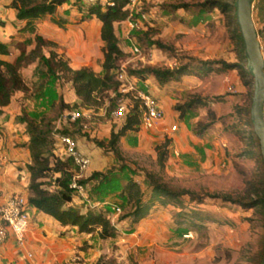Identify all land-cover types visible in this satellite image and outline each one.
<instances>
[{
    "label": "rangeland",
    "instance_id": "1",
    "mask_svg": "<svg viewBox=\"0 0 264 264\" xmlns=\"http://www.w3.org/2000/svg\"><path fill=\"white\" fill-rule=\"evenodd\" d=\"M96 1L103 8L107 5L106 0H66L52 18L46 16L42 19L45 21L34 23L33 32H19L5 26L12 19L15 27H21L23 22L16 19L10 0H0V39H6L9 47V54L0 58L14 62L21 51L27 54L33 48L34 36L40 35L54 43L41 48L45 56L53 51L71 69L87 67L102 74L103 43L98 22L86 12L87 6ZM205 1L210 0H128V17L115 24L118 44L124 52L118 71L123 69L139 78L138 73L147 68H175L191 61L188 74L163 87L151 75L141 78L147 85L138 87L156 99L163 120L153 129L126 132L118 145L120 158L90 141L106 142L109 133L124 124V118L111 116L115 108L110 99L112 93H102L97 107L76 122L71 121V112L85 108L76 106L79 100L67 76L61 72L48 74L41 61L20 69L26 90L16 93L18 119L24 116L38 121L43 117L51 123L54 139L65 131L75 141H82L91 153L86 155L89 167L82 172L75 168L73 172L79 175L76 179L87 181L84 198L98 201L99 210L109 217L115 229L107 239H100L95 233L79 237L77 246L80 243L83 254L76 256V264H255L257 252L264 248L260 210L237 202L246 198L248 182L259 170L255 155L258 149L249 134L253 130L250 109L254 84L242 77L238 68L227 69L222 64L247 69L246 59L241 58L233 40V1L225 0V11L217 9L212 13L200 6ZM181 4L188 7L173 8ZM252 16L257 27L259 21ZM155 41L166 48H158ZM131 43L139 48L138 54L129 52ZM261 46L264 57L263 42ZM208 61L216 63L207 72H198L199 67L202 69L199 63ZM190 95H200L208 103L180 118L174 107ZM205 125L207 129L198 135ZM171 126L176 130L171 131ZM0 139L6 142L1 126ZM167 140V159L160 170L155 147ZM94 172L100 176L89 180ZM147 173L173 188L193 192L197 200L190 202L183 196L182 206L154 201L149 213L139 221L125 219L131 205L122 187L128 179L136 181L147 201ZM43 181L54 189L51 173ZM75 195L72 206L82 209L84 199ZM225 198L233 202H226ZM116 207L119 211L114 210ZM183 211L199 213L207 219L196 226L186 225L179 214Z\"/></svg>",
    "mask_w": 264,
    "mask_h": 264
},
{
    "label": "trees",
    "instance_id": "2",
    "mask_svg": "<svg viewBox=\"0 0 264 264\" xmlns=\"http://www.w3.org/2000/svg\"><path fill=\"white\" fill-rule=\"evenodd\" d=\"M65 1L66 0H12L11 7L16 12V19L23 22L21 30L25 31L28 29L33 32L34 23L41 21L46 16L52 18L56 9ZM232 1V7L235 11V0ZM127 5L128 0H112V5L107 4L104 8L98 1L87 6V14L89 16H94L100 22L99 37L103 43L101 50L102 74L95 73L87 67L71 69L67 63L53 51L49 56H45L41 48L43 46H52L54 43L46 41L40 35L34 36L35 43L33 48L27 54L21 51L14 62H8L0 58V109L10 103L16 92H23L26 90L25 83L21 78L20 69L36 61L43 62L46 72L50 75H56L58 72H61L67 76L68 81L72 85L73 92L79 100L76 106L84 107L85 109L97 107L103 99L101 95L104 92L113 94V97L110 98L111 100L113 99V106L116 99L119 97V82L116 79V72L118 71L121 59L124 57V52L118 44L114 24L122 22L128 17L129 10L126 7ZM200 6L207 7V12L212 13L217 9L225 11L228 4L225 0H210L201 3ZM187 7L188 5L185 4L173 6L174 9ZM263 11L264 0H255L253 9L254 17H258L259 19ZM232 18L233 40L239 48L241 58L245 60L242 35L236 21L235 13L232 14ZM52 21L56 24L58 23L55 19H52ZM256 28L258 30V36L263 42L264 27ZM154 44L160 49L166 48L158 41H155ZM8 54V44L0 41V56H7ZM214 63L216 62H200L199 64L200 66L202 65V69L199 67L197 71L203 70L207 72L210 70V66H214ZM222 64L223 67L227 69L238 68V72L241 73V76L248 77L249 82L252 83L253 78L244 66L237 64ZM190 68L191 61L175 68H147L144 71H140L138 76L141 79L145 75H151L156 83L163 87L168 82L178 80L181 76L188 74ZM206 103H208V99H204L200 95H190L182 104L174 108L178 111L179 117L183 118L188 112ZM123 118L124 124L117 131L112 130L106 142L96 139L90 140L96 147L102 150H109L117 158L121 156L118 147L120 138L128 131L140 129L138 127L139 114L137 112L136 103L130 109V112ZM79 119L81 118H77L74 121L76 122ZM18 120L25 124V133L28 137L27 149L30 163L26 165V171L28 173L27 206L30 205L40 212L51 216L62 226L76 227L79 233L89 234L96 232L100 239L111 238L115 229L109 217H107L103 211L99 210L100 206L93 207L89 205L86 200L82 201L84 205L82 209H77L72 206L75 190L70 187V184L74 180L75 174L73 171L77 167L71 157L59 151L60 144L58 137L54 139L51 136V123L43 117L38 121L24 116ZM249 124L252 126L251 123ZM199 125L200 123H197L196 127H199ZM206 129L207 125L203 126V129L199 130L198 135H201ZM61 134L71 136L69 133H65V131H61L59 135ZM249 134L253 146H256L258 149L255 155L257 156L259 170L254 175L252 181L248 182L246 198L237 202L245 207H257L262 214V226L264 228V161L261 158L259 141L254 130H250ZM71 137L74 139L73 136ZM169 144L170 141L167 140L155 147L157 164L160 170L164 168ZM61 156L65 157L63 158ZM50 173L53 177V190L46 187L43 181ZM96 176H100V174L96 172L92 173L89 180ZM146 177L148 179V186L150 187V196L147 201H144L143 192L136 181L128 179L122 187V193L126 196L127 202L131 205V210L128 212L125 219L129 217L134 222L139 221L149 213L150 209L154 206V201L159 202L161 205L173 204L182 206L180 198L183 196L187 197V200L190 202L197 200L194 193L187 189L173 188L151 173H147ZM76 182L84 186L87 181L76 179ZM89 201L91 203L98 202L94 200ZM225 201L233 202L230 198H225ZM182 210L184 209L182 208L181 211ZM179 214L184 217L181 221L191 226H196L199 222L207 219V217L201 216L199 213H190L189 211H183ZM263 256L264 248L261 247L257 252L255 264H260ZM96 264L99 263L97 262Z\"/></svg>",
    "mask_w": 264,
    "mask_h": 264
},
{
    "label": "crops",
    "instance_id": "3",
    "mask_svg": "<svg viewBox=\"0 0 264 264\" xmlns=\"http://www.w3.org/2000/svg\"><path fill=\"white\" fill-rule=\"evenodd\" d=\"M14 20L5 26L24 32L21 30L23 23L21 27L18 25L15 27ZM256 20L259 21L256 22L258 28L264 27V11L259 19L255 17ZM43 21L45 20L40 22ZM97 22L99 31L100 22L98 20ZM0 41L6 43V39ZM260 41L262 43V40ZM16 93L10 103L0 109V126L6 135L5 143L0 139V205L14 195H23L25 198L28 196L26 171V165L30 163L28 137L25 133V124L18 120L20 107L18 105L15 107ZM76 143L82 154H91L84 148L80 139ZM27 213L28 229L23 244H18L13 235L9 234L7 239L0 243V264H76V256L83 254V249L79 248L80 243L77 246L79 237L85 235L87 238L93 233H79L76 227L62 226L51 216L30 205L27 206Z\"/></svg>",
    "mask_w": 264,
    "mask_h": 264
},
{
    "label": "built area",
    "instance_id": "4",
    "mask_svg": "<svg viewBox=\"0 0 264 264\" xmlns=\"http://www.w3.org/2000/svg\"><path fill=\"white\" fill-rule=\"evenodd\" d=\"M130 1L132 2L133 0ZM106 2L112 5V0H106ZM142 18H145V16L142 15ZM129 52L136 55L139 53V48L137 45L131 43ZM116 79L119 82V97L116 99L115 108L111 111V116L115 119L125 117L136 103L139 114L138 127L144 130L156 128L162 122L164 115L156 99L138 87L139 84L146 87L147 84L145 81L134 75L127 74L123 69H119L116 72ZM89 111V109L73 111L68 115V119L74 121L77 118H82L86 116L85 112L88 114ZM83 127L85 128V126ZM175 129V126L170 127L171 131ZM57 137L60 144L59 151L72 158L78 171L82 172L87 170L90 163L89 158L78 150L74 139L66 134H61ZM78 176L76 175L70 184V187L74 188L76 195L82 197L93 207L101 206L99 202L91 203L88 199L84 198L86 192L84 186L76 182ZM114 210L119 211V208L116 207ZM27 229L28 213L26 198L23 195L11 196L0 205V243L6 240L8 235L11 234L18 244H23Z\"/></svg>",
    "mask_w": 264,
    "mask_h": 264
},
{
    "label": "water",
    "instance_id": "5",
    "mask_svg": "<svg viewBox=\"0 0 264 264\" xmlns=\"http://www.w3.org/2000/svg\"><path fill=\"white\" fill-rule=\"evenodd\" d=\"M254 1L235 0V16L242 35L246 68L253 78L251 121L264 161V57L252 16ZM260 264H264V256Z\"/></svg>",
    "mask_w": 264,
    "mask_h": 264
}]
</instances>
